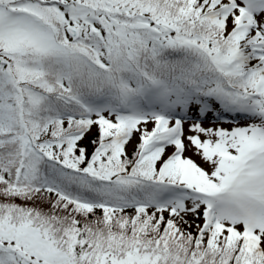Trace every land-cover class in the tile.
<instances>
[{"label":"snow or ice","instance_id":"6c2138e0","mask_svg":"<svg viewBox=\"0 0 264 264\" xmlns=\"http://www.w3.org/2000/svg\"><path fill=\"white\" fill-rule=\"evenodd\" d=\"M0 264H264V0H0Z\"/></svg>","mask_w":264,"mask_h":264}]
</instances>
